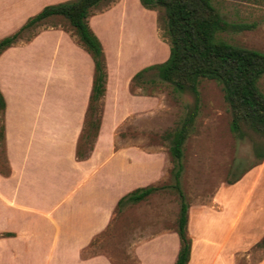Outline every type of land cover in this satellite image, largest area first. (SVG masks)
<instances>
[{
  "label": "crops",
  "instance_id": "crops-1",
  "mask_svg": "<svg viewBox=\"0 0 264 264\" xmlns=\"http://www.w3.org/2000/svg\"><path fill=\"white\" fill-rule=\"evenodd\" d=\"M60 1L64 0H0V39L17 31L46 3ZM92 20L89 16L105 52L107 83L99 133L85 158L78 157L77 147L95 64L77 36L62 27H48L0 54L9 165L7 174L0 170V264H175L178 257L181 242L177 224L168 216L169 203L149 204L150 213L145 214L144 204L161 198V190L122 207L123 213L129 205L144 211L143 225L134 228L145 232L130 233L126 243L121 242V260L104 252L83 256L95 238L111 226L123 196L139 187L161 185L173 168L171 155L164 148L147 149L133 141H121V125L137 113L155 112L158 99L131 91L135 72L121 82V62L111 64L105 41ZM51 50L54 61L47 62ZM239 182L226 187L231 190ZM250 191L261 203L253 207L250 217L260 222L259 231L253 238L246 236L249 244L242 254H247L251 264H264V250L254 260L248 249L264 238V172L254 177ZM221 192L213 199L216 205L210 204L220 217L228 209L219 198ZM245 206L234 222L241 220ZM208 209L206 204L190 205L188 230L193 243L188 264H238L237 248L227 249L226 240L215 244L202 235L199 223ZM129 227L121 222V229ZM210 243L218 247L213 256Z\"/></svg>",
  "mask_w": 264,
  "mask_h": 264
},
{
  "label": "rangeland",
  "instance_id": "rangeland-1",
  "mask_svg": "<svg viewBox=\"0 0 264 264\" xmlns=\"http://www.w3.org/2000/svg\"><path fill=\"white\" fill-rule=\"evenodd\" d=\"M118 1L107 0L94 7L90 17L93 18L94 28L105 41L111 64L121 62L123 82L130 72H135V75L145 68L147 63L150 62L151 65L165 61L170 55V45L165 37L158 10L145 8L141 0H121L117 4ZM216 2L221 13L229 20L255 23L252 28L244 31L224 33L223 38L264 51V0H216ZM55 3L59 2L46 3L45 6ZM114 4L117 5L113 6ZM48 27H62L75 35L67 19L53 16L24 31L17 42L28 41L39 30ZM48 54L47 62L54 61L52 58L54 52L51 50ZM130 87L135 94L157 97L158 107L155 112L148 114L141 112L127 119L119 129L121 141H133L147 149L164 148L169 151L170 142L164 139V135L179 126L189 106L194 102L193 95L177 90L172 84L161 79L155 70L146 72L139 81H132ZM260 87L264 91V76L260 80ZM199 89L201 109L194 128L184 144L181 185L193 208L199 207V204L209 205L208 211L202 214V221L199 223L202 235L215 244L220 240H226L227 249L237 248L238 264H251L250 258L246 253L242 254V251L244 246L249 244L246 236L253 238L259 231L256 227L260 222H255L250 217L254 213L253 207L261 203L250 189L254 177L264 172V158L260 155V150H264V139L248 128H245L244 135L231 130L232 114L222 87L216 80L203 78ZM50 92L53 90H49L48 93ZM1 156H4L3 153ZM238 180L240 182L236 188L227 189L226 186ZM172 184L174 177L171 170V175L160 185L165 186L159 193L161 198L144 205L147 209L145 214L148 216L150 205H159L166 200L169 203L168 216L170 215L176 226L180 199ZM220 189L222 192L219 198L226 202L228 208L222 217L218 215L219 210L211 207L216 205L213 199ZM244 205L246 206L243 209V217L234 222L235 215ZM128 207L130 209H126L124 213L121 210L117 211L111 226L95 238L83 256L104 252L117 261L121 260V242L126 243L125 240L132 233L143 235L145 232L144 229L140 232L134 228L136 225H143L144 211L139 209L135 211L132 205ZM123 221L131 227L121 229ZM217 225L218 229H214ZM215 244L209 245L211 256L218 248ZM263 248L264 246L258 243L248 249H251L250 253H253L256 260Z\"/></svg>",
  "mask_w": 264,
  "mask_h": 264
},
{
  "label": "trees",
  "instance_id": "trees-1",
  "mask_svg": "<svg viewBox=\"0 0 264 264\" xmlns=\"http://www.w3.org/2000/svg\"><path fill=\"white\" fill-rule=\"evenodd\" d=\"M105 1L66 0L47 5L17 31L0 39L1 54L16 43L27 29L50 17L61 16L68 20L81 45L91 54L95 64L94 82L77 147L79 158L90 154L101 126L107 64L103 44L91 28L89 16L94 7ZM141 3L145 8L160 12L164 34L170 45V55L165 61L138 71L132 81H139L146 72L155 70L161 79L194 97L193 104L189 106L179 126L164 135V139L170 142L169 153L174 162V184L171 186L180 199L176 230L181 247L175 264H188L193 239L188 230L190 204L182 188L181 178L184 171V144L201 109L199 85L203 78L216 80L222 87L232 114L231 130L244 135L245 128H248L264 139V91L260 87V80L264 76V51L223 38L224 33L244 31L252 28L255 23L229 20L221 13L216 0H141ZM5 108V97L0 90V170L7 174L9 165L5 152ZM260 155L264 158V150H260ZM164 187L149 185L129 192L119 200L117 211L129 203L146 199ZM260 245L264 246V238Z\"/></svg>",
  "mask_w": 264,
  "mask_h": 264
}]
</instances>
